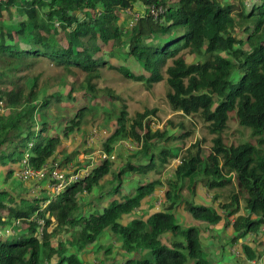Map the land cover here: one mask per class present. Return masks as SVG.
<instances>
[{"label":"trees","instance_id":"1","mask_svg":"<svg viewBox=\"0 0 264 264\" xmlns=\"http://www.w3.org/2000/svg\"><path fill=\"white\" fill-rule=\"evenodd\" d=\"M246 4L245 0H0V99L10 107L0 115V172L6 171L5 183L17 178L26 157L36 169L57 164L66 171L76 156L92 152L96 142L87 146L85 140L70 153L63 151L69 147L66 140L100 113L115 125L100 150L115 157L117 144L133 136L143 143L141 153L147 158L145 163L128 160L116 172L110 157L101 156L95 166L76 163L75 173L88 169L89 174L56 196L50 192L55 182L51 176L37 180L43 184L35 195L0 185V231L13 230L0 235V264H90L85 258L88 248L107 235L122 241L126 254L119 264H214L206 255L202 228L180 222L181 209L210 226L226 220L237 233L232 239L262 229L264 154L249 142L227 145L222 135L229 112L236 111L240 124L261 136L264 144V0L253 1L249 9ZM150 6H165L167 11L155 19ZM133 9L144 14L132 23L125 13V25L122 13ZM121 50H125L122 60L133 58L145 72L136 74L114 63L110 57ZM46 59L62 69L49 82L33 73ZM104 68L116 69L148 88L165 80L173 110L200 114L215 135L206 157L196 152L181 158L176 177L162 196L167 211L127 220L152 202L164 183L158 179L139 184L102 213L94 211L96 205L93 213L82 211L85 197L93 199L111 172L110 178L119 181L114 188L118 193L125 181L160 172L159 164L163 168L169 157H180L172 150L158 156L151 153L153 140L171 139L169 125L163 130L152 127L150 117L156 110L130 117L118 95L98 87ZM224 170L235 173L239 191L246 193L248 212L234 223L231 219L240 210L238 194L227 204H220L217 196V206L183 195L187 186L195 194L199 182L209 188L231 184L234 180L225 177ZM106 248L104 254L113 260L115 253ZM242 248L247 260L260 259L259 248L246 242ZM107 261L100 263L110 264Z\"/></svg>","mask_w":264,"mask_h":264},{"label":"rangeland","instance_id":"2","mask_svg":"<svg viewBox=\"0 0 264 264\" xmlns=\"http://www.w3.org/2000/svg\"><path fill=\"white\" fill-rule=\"evenodd\" d=\"M235 2H237V0H235ZM252 2L253 1L249 2L248 5L246 4V9L250 8ZM122 14L123 15L121 17V20L123 23H126L125 25H127L128 17L125 12H123ZM124 51L125 50L118 51L117 55L111 56L110 59L116 64H123V66L128 67L130 70H133L136 74L145 72L139 66V63L133 60V58H124L122 60L121 58H123L122 56L124 55ZM61 71L62 69L60 67L52 64L51 62H49V60L46 59L45 61L40 62L36 65L33 73L34 75L40 74L42 76L41 80L46 81L62 74ZM102 73V78L98 81V87L104 90H111L116 95H118L122 99V102L127 105L130 117H135L137 113L144 112L146 110H156V115H152L150 117L152 119V127L163 130L169 125V130L172 133L170 135L171 139L153 140L155 149H152L151 153L156 154L155 156H158V154H161V152L164 150H167V152H170L172 150L178 151L180 157H169V162L163 168H160L159 164L158 169H161L160 172L153 171L148 173L147 175L135 176L133 181L130 179L125 181L121 187V190L117 193L114 191V188L119 184V181L116 179L113 181V179L110 178L111 173L113 171L116 172L128 160L140 163L147 162V158H145L141 153L143 143H140L141 141L139 142V139L131 136L128 139L121 140L112 153L116 157L111 158L113 160L112 172L103 182V184L98 187L101 189L95 192L93 199L90 195L85 197L87 203L84 202L82 211H84V213H87L91 210L92 212L93 208H95L96 205L94 211L96 213H102L107 206L115 201V199L122 200L127 192L134 191V188L139 184L147 183L150 180L156 179L164 182L163 184L159 185L156 194L157 197H154V201L152 200V202L147 205L145 209L138 210V212L134 216L127 217V220L130 221L132 217L137 216L147 218L149 215L153 214L156 211H167L164 205H166L167 207L168 203L166 204L163 202L162 204H158L157 201L160 196L164 197V191L166 190L168 182L172 181L176 177L175 170L177 165L181 163V158L196 152H200L203 157H206L213 148V138L215 137V135L209 131L208 124L202 119L200 114L188 116L182 114L180 111L173 110L167 98L169 86L167 85L165 80L159 83H155L151 88H148L145 84L127 77L125 74L119 72L116 69L104 68ZM83 78L84 74L81 72L80 79ZM49 81L50 80H48L47 82ZM7 111H9V108H6V112ZM114 128V120H110L103 113H100L97 117L91 119L81 131L77 132L70 139L66 140V145H69V147H66L63 151L64 155L70 153L74 148V145L80 146L84 142V140L86 145L89 146L86 140L87 136L93 129H97L101 134L99 135L97 142L95 143V145L97 146L96 149H93L90 153H81L80 155L76 156L73 163L67 168L66 171H74L75 168L78 167L75 166L76 163L87 164L89 166H95L96 164H98L101 161L102 153L105 152L100 150L102 142L111 135ZM222 135L227 145H239L243 142H249L257 147V153L264 154V144L260 143L261 136L253 135L251 128L241 125L236 111L229 112L228 125ZM71 143L72 145H70ZM158 163H161L159 159ZM5 176L6 171H1V187L10 185L15 190L30 193L32 195H35L37 192L39 193V190L43 184H38L37 179L22 181L16 178V176H13V178L10 179L6 184L4 181ZM224 176L227 178H231L234 181L224 187L214 188H209L204 183L199 182L197 187L195 188V194H191L187 186L183 191V195L184 199L193 200L196 203L204 202L202 200H205L206 203H209L210 205H213L215 203L214 205L217 206L219 204L215 200L217 196L219 197L218 202H221L220 204H227L233 200L234 194H238L240 210L238 214L231 219L234 223L238 216L246 214L248 212L246 209L245 201L246 193L239 191L237 180L235 178L236 175L234 172L224 170ZM127 177L128 175L124 179H127ZM44 187L45 185H43L42 189ZM177 211V217L180 222L185 223L188 221L190 224L198 225L203 229L202 240L207 245L211 240L213 242H216L221 250L224 246L231 245V243H233L234 245H231V247L233 246L232 248H235L236 250L241 247L239 248V251L235 250L230 258L227 257L228 263L226 264H264V226L257 233H250L247 236V239L240 242L238 240L240 238H245V236L239 235V237H237L236 239H232L237 233L235 232L231 224L227 225L226 220L216 225V227L220 231L219 233L218 231H215L213 229L214 226H210L209 224L193 219L186 210L181 209ZM51 230L52 227L50 228V231ZM257 241H262V244H256ZM224 242L226 243L222 247ZM245 242H252V246L260 249L262 254L259 260H249L248 262L244 259V252L241 244ZM121 245L122 241L118 240L114 236L107 235L100 238L97 245H93L88 248V251L85 254V258H87V260L89 261H92V263L90 264H101V260L105 262L106 260H108L107 263L109 262L110 264L113 260H115L119 264V262H123L125 260L126 254ZM106 247H110L115 253L113 260H111V258H113L112 255H108L107 253L104 254V250L107 249ZM217 250L219 249H216V251ZM237 259L238 262H235ZM219 261H222L223 264L225 263L223 259Z\"/></svg>","mask_w":264,"mask_h":264},{"label":"built area","instance_id":"3","mask_svg":"<svg viewBox=\"0 0 264 264\" xmlns=\"http://www.w3.org/2000/svg\"><path fill=\"white\" fill-rule=\"evenodd\" d=\"M255 1V0H251ZM250 0H245L247 4L251 2ZM146 11V10H145ZM167 11V7L165 6H150L149 7V12L150 14L155 18H159L162 14H164ZM126 14H129L131 16V22L134 23L137 21L142 14H144L143 10H128L125 12ZM6 108H10L4 100L0 99V115L6 114ZM100 132L97 129H93L90 134L87 136V144L91 146L95 142H97V139L99 137ZM131 147V146H129ZM129 149V148H128ZM102 158H114L113 155H110L106 152L102 153ZM70 173V175L68 174ZM89 174L88 169H84L82 171L74 172V171H61L58 168V165L55 164L52 168L49 166H43L40 169H36L31 166V164L28 162L27 157L24 159L21 168L17 172V178L22 180V181H28L31 179H37V180H42L46 178L47 176H51L55 182L51 184V194L52 196H56L60 194V192L69 184L72 183L76 180H78L81 176H86ZM69 175V176H68ZM159 197V196H158ZM158 204H162L164 202V198L162 196L159 197L158 199ZM12 229H7L0 231V235H5V234H10L12 233Z\"/></svg>","mask_w":264,"mask_h":264},{"label":"crops","instance_id":"4","mask_svg":"<svg viewBox=\"0 0 264 264\" xmlns=\"http://www.w3.org/2000/svg\"><path fill=\"white\" fill-rule=\"evenodd\" d=\"M155 197H157V195L155 194ZM202 201H204V202H197V203H202V204H204V203H206L205 202V200H202ZM207 205H210L209 203H206ZM184 219V218H183ZM190 224V223H189ZM213 229L215 230V231H218L219 233H220V231H219V229L216 227V225L213 227ZM202 232H203V229H202ZM203 235V234H202ZM236 236V235H235ZM245 239H247V236L245 237V238H243V239H239L238 241H240V242H242V241H244ZM203 241V240H202ZM225 243L226 242H224L223 243V245H222V247L225 245ZM250 243H252V242H250ZM203 244H204V249H205V252H206V255L208 256V258L214 263V264H223L222 263V261H219V260H224L225 261V263L224 264H226V263H228L227 262V257L228 258H230V256L232 255V253H234V251L236 250L235 248H232L234 245H233V243H231V245H233L232 247H231V245H226V246H224L223 248H222V250L220 249V247H219V245H217V243L216 242H213V241H209V243H208V245L203 241ZM242 245V244H241ZM251 245H253V243L251 244ZM239 248H241V247H239ZM239 248L236 250V251H239ZM216 249H219V250H217L216 251ZM211 253V254H210ZM244 257V259L245 260H247L246 258H245V255L243 256ZM219 261V262H218ZM248 262H249V260H247ZM235 262H238V259L235 261ZM234 263V262H233Z\"/></svg>","mask_w":264,"mask_h":264}]
</instances>
